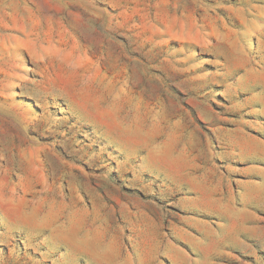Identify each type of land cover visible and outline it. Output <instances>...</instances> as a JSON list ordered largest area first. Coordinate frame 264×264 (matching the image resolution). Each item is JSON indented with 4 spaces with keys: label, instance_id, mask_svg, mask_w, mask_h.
<instances>
[{
    "label": "rangeland",
    "instance_id": "374dc122",
    "mask_svg": "<svg viewBox=\"0 0 264 264\" xmlns=\"http://www.w3.org/2000/svg\"><path fill=\"white\" fill-rule=\"evenodd\" d=\"M0 264H264V0H0Z\"/></svg>",
    "mask_w": 264,
    "mask_h": 264
}]
</instances>
